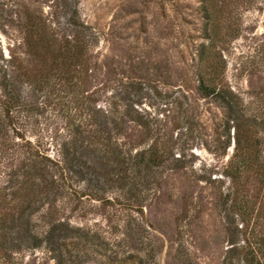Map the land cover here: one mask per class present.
Returning <instances> with one entry per match:
<instances>
[{"label":"rangeland","instance_id":"obj_1","mask_svg":"<svg viewBox=\"0 0 264 264\" xmlns=\"http://www.w3.org/2000/svg\"><path fill=\"white\" fill-rule=\"evenodd\" d=\"M204 45L212 85L239 103L236 116L199 92ZM3 92L18 101L11 138L52 160L55 138L83 124L91 136L97 127L85 125L114 103L121 159L157 150L127 175V166L81 151L98 178L88 181L105 191L92 200L88 181L59 180L72 188L56 209L67 207L63 217L85 231L66 264H229L233 236L244 237L226 198L264 204V0H0V111ZM237 139L253 155L232 180ZM20 166L0 159V264H55L26 232L39 217L1 207L7 186L21 182L6 172Z\"/></svg>","mask_w":264,"mask_h":264},{"label":"trees","instance_id":"obj_2","mask_svg":"<svg viewBox=\"0 0 264 264\" xmlns=\"http://www.w3.org/2000/svg\"><path fill=\"white\" fill-rule=\"evenodd\" d=\"M208 49V46L204 45L199 55V92L205 98H218L229 114L236 116L238 111H240L239 103L229 99L227 90L224 89V86L220 87L221 82L212 85L213 82L218 80L217 78L213 80L211 75L213 63ZM3 93L4 95L2 96L5 102L2 104L0 111V159L1 162L8 159L21 162L19 169L10 170L8 173L6 172L5 176L7 177L6 180H20L21 182L17 184L10 183L11 187L9 189L7 186L5 190H11L10 192L13 193L10 194V198L7 195L1 198V207L2 204H8L7 207H15L19 210L20 218L27 214L39 217L37 219L39 227H36L35 230L29 228L26 231L32 235V239L35 241L33 249L38 250L46 247L55 264H66L67 261L76 257L69 248L73 247L75 250L80 247L84 235L83 232L85 231L83 226L76 225L63 217L67 207L62 208V215L61 211L56 209L58 204L56 201L57 197H63L62 194L66 187L71 186L72 188V185L66 182L60 183L59 180H69L72 183L75 180L86 182L98 179L94 167L89 163L83 162L80 155L81 151L86 150L91 155H96L97 152H100L102 159L127 166L126 172L125 170L123 171V174L127 175L131 171L130 166L142 165L145 156L147 154H156L157 150L153 148L148 152H138L135 157L132 154H126L127 157L121 159L124 153L121 152V150L123 151V145L118 139L120 133L115 132L112 126L117 127L122 120L119 117L121 113L114 103L115 105L111 104L109 108L104 109V115H102L104 119H98L96 122L94 119L85 125L97 127L96 133L89 132L91 136H85L84 131L82 132L83 124L77 132H69L62 142L55 138L54 141L59 158L52 160L47 154H44L41 146L35 145L25 138H22L21 143L11 138V133H15L18 130L15 124V117L11 115L13 109L18 106V101L15 100L17 98H11L10 94ZM19 109H21V106H19ZM99 110H103L102 107ZM236 143L235 154L231 158L227 173V177L232 178V180L239 179V173L241 174L246 170L244 165L242 166L244 160L253 155V152L243 148L242 141L237 139ZM11 149V155L8 156V151ZM138 159L141 161H137ZM151 162L154 167H161L165 163L163 160L157 162L156 159H152ZM148 166L151 167V164ZM180 167L182 166H177V168ZM86 170L93 173L89 174ZM133 176H131V180ZM122 179L124 180V176ZM88 183L90 184L88 189L91 191L90 193H93V196L90 195L92 200H94L93 197L99 198V195L105 191L103 188L94 189L91 186L93 181H88ZM235 190L236 188H234V192ZM51 195L54 197L52 203L49 202ZM231 196L229 195L226 198L223 206L225 209L230 207L234 210L239 209L241 212L239 214L242 226L240 233L244 237V241L242 244H238L235 242V236H233L231 241L232 248L228 250L230 254H233V257H231L229 264H264V204L256 209L249 202H243L242 204L241 200L239 202L237 199L231 200ZM44 203L45 206H43ZM38 205L43 208L42 211L39 210ZM114 256L118 259L121 254L117 252L114 253ZM228 259H230V255Z\"/></svg>","mask_w":264,"mask_h":264}]
</instances>
